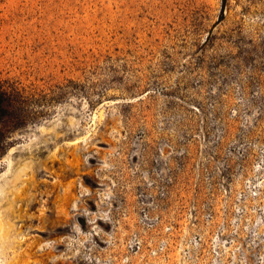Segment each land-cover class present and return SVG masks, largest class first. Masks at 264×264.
Returning a JSON list of instances; mask_svg holds the SVG:
<instances>
[{
  "label": "rangeland",
  "instance_id": "obj_1",
  "mask_svg": "<svg viewBox=\"0 0 264 264\" xmlns=\"http://www.w3.org/2000/svg\"><path fill=\"white\" fill-rule=\"evenodd\" d=\"M241 40L263 50L264 0H0L29 114L0 156V264H111L161 185L185 205L225 180L264 211V52Z\"/></svg>",
  "mask_w": 264,
  "mask_h": 264
},
{
  "label": "built area",
  "instance_id": "obj_2",
  "mask_svg": "<svg viewBox=\"0 0 264 264\" xmlns=\"http://www.w3.org/2000/svg\"><path fill=\"white\" fill-rule=\"evenodd\" d=\"M157 187L137 197V227L111 264H264V211L248 210L245 187L234 194L224 180L216 196L185 205H168L165 186Z\"/></svg>",
  "mask_w": 264,
  "mask_h": 264
},
{
  "label": "trees",
  "instance_id": "obj_3",
  "mask_svg": "<svg viewBox=\"0 0 264 264\" xmlns=\"http://www.w3.org/2000/svg\"><path fill=\"white\" fill-rule=\"evenodd\" d=\"M234 36V35H231ZM217 36L210 32L203 46H211L216 43ZM225 38V37H224ZM252 49H248L240 41L241 60L255 61V56L263 51L260 44L250 42ZM264 46V41H263ZM256 68V66H255ZM27 102L24 95L14 85H9L7 82L0 78V156L3 155L10 146L9 133L10 128H18L24 126L28 122L29 114L26 112ZM7 123L8 128H4L3 124Z\"/></svg>",
  "mask_w": 264,
  "mask_h": 264
},
{
  "label": "bare ground",
  "instance_id": "obj_4",
  "mask_svg": "<svg viewBox=\"0 0 264 264\" xmlns=\"http://www.w3.org/2000/svg\"><path fill=\"white\" fill-rule=\"evenodd\" d=\"M20 145L22 146V144H20ZM23 146H24V145H23ZM23 146H22V147H23ZM12 149H13V147H12ZM12 149H11V150H12ZM11 150H10V152H11ZM13 151H14V150H13ZM5 164H7V163H5ZM9 166H10V165H9ZM5 167H6V166H5ZM22 167H23V166H22ZM8 168H10V167H8ZM6 169H7V168H6ZM6 169H4V170H6ZM15 175H17V173H16ZM13 178H16V177H13ZM13 178H12V179H13ZM5 179H6V178H5ZM10 179H11V178H10ZM12 179H11V180H12ZM31 179H32V178H31ZM13 189H14V188H13ZM0 190H1V189H0ZM2 196H3V194H2ZM1 223H2V222H1ZM1 223H0V228H3V225H2Z\"/></svg>",
  "mask_w": 264,
  "mask_h": 264
}]
</instances>
